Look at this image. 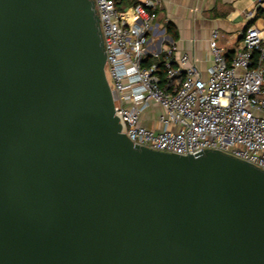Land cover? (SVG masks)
<instances>
[{"label":"water","instance_id":"1","mask_svg":"<svg viewBox=\"0 0 264 264\" xmlns=\"http://www.w3.org/2000/svg\"><path fill=\"white\" fill-rule=\"evenodd\" d=\"M92 0H0V264H264V172L121 133Z\"/></svg>","mask_w":264,"mask_h":264},{"label":"built area","instance_id":"2","mask_svg":"<svg viewBox=\"0 0 264 264\" xmlns=\"http://www.w3.org/2000/svg\"><path fill=\"white\" fill-rule=\"evenodd\" d=\"M121 1L92 0L121 133L152 151L178 156L219 151L264 172V31L248 26L229 56L213 30L211 64L203 78L188 54L177 55L173 43L147 51L158 30L159 2L120 9ZM154 114L161 129L143 125Z\"/></svg>","mask_w":264,"mask_h":264},{"label":"crops","instance_id":"3","mask_svg":"<svg viewBox=\"0 0 264 264\" xmlns=\"http://www.w3.org/2000/svg\"><path fill=\"white\" fill-rule=\"evenodd\" d=\"M143 3L147 0H134ZM159 2L156 8L158 26L154 36L149 37L147 51H159L173 43L177 55L186 53L192 65L205 77L211 64L208 41L213 30L220 34L219 44L233 53L238 47L240 35L250 25L264 31V0H151ZM252 14L250 20L246 15ZM171 25L176 34L173 40L166 33V25ZM162 29L165 32H162ZM143 125L151 129H161L154 114Z\"/></svg>","mask_w":264,"mask_h":264},{"label":"trees","instance_id":"4","mask_svg":"<svg viewBox=\"0 0 264 264\" xmlns=\"http://www.w3.org/2000/svg\"><path fill=\"white\" fill-rule=\"evenodd\" d=\"M136 4H137V2H135L134 0H122L120 3H118L117 6H118V8L123 9L125 7L133 6V5H136ZM165 29H166V33L169 34L173 40H175L176 39V34H175L174 30H173V27L168 24V25H166ZM232 54L233 53H229V56H231ZM147 62L148 63H151V62L153 63V62H156V60L155 59H152V60L148 59Z\"/></svg>","mask_w":264,"mask_h":264}]
</instances>
